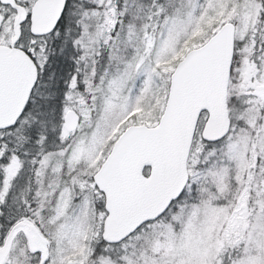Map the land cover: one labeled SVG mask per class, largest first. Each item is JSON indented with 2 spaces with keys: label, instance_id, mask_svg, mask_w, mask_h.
I'll return each instance as SVG.
<instances>
[{
  "label": "snow or ice",
  "instance_id": "snow-or-ice-1",
  "mask_svg": "<svg viewBox=\"0 0 264 264\" xmlns=\"http://www.w3.org/2000/svg\"><path fill=\"white\" fill-rule=\"evenodd\" d=\"M0 264H264V0H0Z\"/></svg>",
  "mask_w": 264,
  "mask_h": 264
}]
</instances>
